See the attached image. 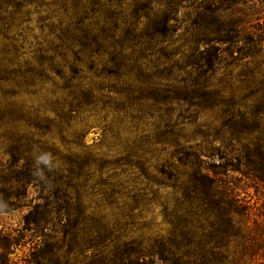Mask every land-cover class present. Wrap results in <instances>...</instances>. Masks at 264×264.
Wrapping results in <instances>:
<instances>
[{
  "label": "rangeland",
  "instance_id": "374dc122",
  "mask_svg": "<svg viewBox=\"0 0 264 264\" xmlns=\"http://www.w3.org/2000/svg\"><path fill=\"white\" fill-rule=\"evenodd\" d=\"M256 8L0 0V177L20 186L16 206L0 212V264H30L44 239L43 264H117L116 247L144 246L172 228L184 187L173 183L178 138L201 158L223 151L201 134H241L240 144L224 140L238 149L263 139L255 91L264 43L229 32L236 20L255 26ZM246 188L263 211L264 188ZM42 199L44 224L32 210Z\"/></svg>",
  "mask_w": 264,
  "mask_h": 264
},
{
  "label": "trees",
  "instance_id": "16d2710c",
  "mask_svg": "<svg viewBox=\"0 0 264 264\" xmlns=\"http://www.w3.org/2000/svg\"><path fill=\"white\" fill-rule=\"evenodd\" d=\"M245 1L257 7L255 26H247L249 21L242 18L243 23L236 20L229 32L251 35L257 42L264 43V15L260 14L264 0ZM255 93L264 98V86ZM243 123L247 122L243 120ZM250 133L256 134L245 132V135ZM201 136L212 143H222L223 151L212 148L205 151L208 158H201V150L184 151L183 145L188 140L178 138L174 153L182 168H178L173 183L179 184L178 188L184 187L180 190L181 199L170 213L172 228L166 235L148 237L144 246L132 242L116 247L117 264H150L153 260L164 264H264V210L249 202L246 191V187L254 184L264 188V138L255 136V142L248 140L238 149L227 148L224 140H229L228 145L237 141L240 144L239 139L245 138L241 134L234 135L233 140L228 136L223 139L207 134ZM239 181L242 183L238 184ZM13 182L0 177V212L16 206L14 200L18 196L13 188L20 186ZM42 203L32 212L38 214L36 223L44 224L48 200L42 199ZM34 218L35 215L30 219ZM45 241L31 256L30 264L44 263ZM96 258L101 262L102 257Z\"/></svg>",
  "mask_w": 264,
  "mask_h": 264
}]
</instances>
